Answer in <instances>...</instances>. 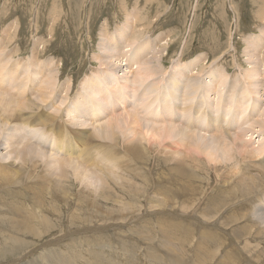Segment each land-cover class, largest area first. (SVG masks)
Segmentation results:
<instances>
[{
    "label": "rangeland",
    "instance_id": "obj_1",
    "mask_svg": "<svg viewBox=\"0 0 264 264\" xmlns=\"http://www.w3.org/2000/svg\"><path fill=\"white\" fill-rule=\"evenodd\" d=\"M17 20L19 23L17 22ZM102 30L104 33L102 32ZM137 34H140L139 37ZM135 35H137V38L135 37ZM103 36H106L107 40H109L110 43H114L116 39L122 41L121 44L132 42L131 46L129 43V45L124 49L126 51L129 49L127 54H133L134 51H138V49L140 51H144L146 49L144 52H147L146 55L150 58L162 55V63L165 71L163 74L159 75L161 77L166 76L167 79L169 73H172L173 71H182L186 68L187 70L185 71H187L189 77H194V75H196L195 77L198 78L196 79V81L199 80V82L195 81L194 85V88L198 87L194 90V92L196 91L194 93V96L196 94V97L192 98V102L195 105H193L194 107L192 108V110L185 116H182L181 119L185 120L183 122H187V125L189 126L187 127L188 129L197 131L199 134L200 132L197 129H200V127H209L210 130L208 131V133L204 132V137L208 138L206 142H209L205 147V153L202 152L200 154V151H198L197 153V150H193V148H190L189 150H191V155H193L194 158L192 160L190 158L186 159L188 161V164H182L179 166V170L181 169V178H184L183 180L191 181L196 176L194 183V186L196 188L194 191L195 194L191 195V197L190 195L187 196L191 199H195L196 201L193 204L189 205L190 207L187 211L197 208L198 212L204 209L209 210L211 217L209 216L210 219L203 220V222L205 224L209 223L211 224L212 228L217 229L216 232L221 233L223 240L226 237L225 229H236L239 225L241 227H244V225H246L250 229V232H248L249 234L244 235L243 233H240L239 235L246 238L244 245L249 246L248 254L251 257L258 256L261 259L259 261L264 262V236H258V232H256L253 224L246 221L248 217L246 214L250 211L251 207L255 206L261 210H264V191H262L263 193L256 194V198L253 197L257 200L258 204L252 203L253 205H251L249 204V202H245L242 209L238 204L229 208L227 211L236 212L238 216L243 215L244 217H241L240 220L231 223L226 222L227 218L222 213V203L219 206H214V204L206 202V199L210 194L216 193L219 194L218 196L224 194V191H226V187L224 189V179H226V176L230 174V170L232 167H234V173L242 175L241 178L247 173H252L258 176V174L254 170L246 172L241 168V164L247 159H238L235 161L234 165H230V167L225 170L224 168L228 163L223 162L224 158L220 159V157L218 156L220 152H217V156H214L215 158L212 157L209 153L207 154L206 152H209L210 150H208V147H210L211 145L214 146V144L212 142L210 143L209 141L211 139L215 140V137H213V135L211 134V132L215 131L214 126H212L213 122H215V125L218 126V133H223L222 130L224 128V125L219 119H215L213 111L217 103H220L219 106L222 105L224 96L228 97L230 95L229 91H227V88L231 87V82H233L234 78L239 79L236 81L237 87L235 86L236 89L234 93L235 98L236 96H238L236 98L238 101L237 104L239 105L238 109L240 111L246 110V113L242 111V113L238 114L235 124L229 125V129L226 131L227 133L230 132L233 136L241 134L240 138L244 139L246 145L248 144L249 146V148L244 147L247 151H249V159H251L252 156L255 158L257 154L256 146L258 147L259 144L264 140V118L258 117L262 110H264V96L263 94L260 96V94L258 93L252 94L251 92H248L247 96L243 91L242 84V69L249 68V63L245 59V57L247 58L248 56L244 52V50H246L245 47H247V50L250 48V50H252L254 49V47L248 45L254 42L256 39H259L261 37L264 38V0H0V51L2 50L0 52V59H2L3 56H10L11 54L12 55L10 57H12L14 60H26L29 58V56L37 59L38 61L41 60V62L50 59L51 61L53 60L52 63H56V65H53L58 69V73L60 72L59 79L56 82V86L59 87L58 95H51V97L44 101V103H41V101L38 102L35 99L34 101L41 104V106H44V108L39 109L34 105V107L30 109V113L32 115H38L42 111H50V113L53 114L54 110L51 106V102L54 101L55 103H53L54 105H56L57 101H59V99H61L62 96L65 95V91H62V89H64V87L62 86L65 85V83H67L69 79L71 81L72 87L68 93L66 100L61 105V108H64L67 103L75 104L77 99L83 98V95L84 99L88 96V93L85 92L87 91V89L85 88V86L83 87L84 80L86 79V76L88 78L91 75V80L86 79L85 83L88 80L93 82L92 79L95 77V75H97V71L100 70L98 61H96V59L93 57L97 53H100L98 47L100 44L101 47H104L107 43H109V41L106 42L107 40ZM158 36H161L162 40ZM251 37L252 39H249ZM101 38H103V40ZM139 41L147 42L148 44L151 42V46L149 45L150 50L147 46L148 44L144 43V46ZM6 43L7 45H5ZM135 44H141L142 46L137 45V49L135 48L137 47ZM5 46H7L6 49L4 48ZM143 46L144 49L141 50L140 48H143ZM152 50H154L156 54L152 52ZM260 50L263 51L264 49L258 46L255 47L254 52H257L258 54ZM124 59H122L121 61L125 62ZM193 61H196V65L193 66V68L191 64L187 66V64ZM261 69L262 68L260 67V73H262ZM21 70H23V68H21ZM21 70H19V72ZM217 70L220 72H218ZM3 71L4 69L0 73V78H3L2 83H0V90L1 92L4 91V97H7L5 88L9 89V91L12 92L11 94H15L16 91H18V88L15 87L16 90L15 88H12L11 90V88L8 87L9 84L7 79H5V77H2ZM121 71V69L117 70V74H120ZM94 72H96V74ZM114 74L115 73H113L112 76ZM222 75H224V77H227V83L225 80L223 81V83L221 82ZM113 77L114 79H116V76ZM258 78H260V80L262 81L261 83L264 84V75L259 74ZM151 79L153 78H149V80ZM215 79L218 80L216 81ZM122 80L123 79H120L121 82ZM149 80L144 82L145 84L140 86L138 88V91L140 92V95L142 93V98H145L147 96L145 103L148 105V110L152 111L155 109V107H158V109L159 107H162L163 100L166 103L169 98V93L167 91L164 92V90L160 88V86L157 87L156 91L150 93V96L149 94L146 95L145 92H141L144 90V85H146ZM36 81V78H34L31 84L36 85ZM1 85L3 86L2 89ZM178 86L181 85L179 84ZM106 87L108 86L106 85ZM164 88L167 90L166 82H164ZM205 88L209 90H206ZM259 89L260 93H262L263 87L259 86ZM203 94H205L204 97H206L207 95V100H205ZM28 95L29 98L32 97L34 99L31 94ZM181 97L182 96L180 95L179 99L175 100V103L177 105H179L180 103L182 104L183 99ZM240 97L241 101L239 100ZM92 98L96 99V97ZM236 99L233 101L234 103L232 105L229 103L225 104V108L232 110ZM255 99L259 101L258 105H260V107L254 105V103H256ZM131 100L132 98H130L126 103L125 110L121 109L117 105H114L112 107L113 110L111 109V112L107 111L108 114L100 116L98 115L94 118V120L89 119L88 121H86V126L80 127L85 133H89L92 132L94 126L96 127L105 125L108 122V119H115L120 116H126V111L134 114L135 110L131 106ZM202 100H204L203 103H206L207 101L214 107L206 108L204 105H202V107L200 108L198 105L202 102ZM104 103L102 102L103 105ZM165 103H163V105ZM253 107H256L257 111H254ZM153 114H146L145 116L144 113L138 114L141 115L140 118L137 117L139 125H136V122L132 124V119L130 117H128L127 119L126 117L125 120H131V126H125L126 128L123 127V129H121L122 131L119 129L115 130V137L118 144L127 145L129 143L128 140H133L134 143H140V147L141 145L144 146V150L142 152H144V154L149 157L145 160V158L143 159L142 157L135 154V157L137 158L136 159L135 157H133L134 153L129 151L127 154L133 162H126V158L123 159L125 160L123 162V168H125V166L128 164V167L125 168L127 170L125 171L126 175L120 173V171L123 169L120 166V162L123 157L119 156L115 159L112 158V156L116 154V152H114L111 148L113 146H109V144H113L112 141L107 139L104 140L98 137V139L87 140L88 145H96L100 151L105 149L111 155L109 159L102 160L99 163V166L112 171L118 176L127 178V180L125 181L123 179V181L114 180L115 182L112 180L110 185L109 183H106L104 192L110 193L114 196H118V199L123 198L124 202L128 201V204L130 202L131 206H127L128 204L124 205L120 201L113 202L111 200H106L105 198L97 196L96 192H87L86 190H84V186L81 185L76 179V174L72 169L71 172L68 171L64 176H62L63 179L60 180V178H56L61 182L62 185L54 182L53 180L56 179L52 178L55 177L48 178V175H46L44 170L46 166L44 165V169L38 175L36 174L40 170V168L37 169V171L35 172L36 174L34 173V171H30L31 175H29V177L23 171L18 175V178H16L17 186L10 187L13 185V183H10V186L8 185L7 189L0 190V264H61L65 261L78 262L79 264H82L83 262H89V260L95 259L98 256L103 257V253L104 255H118L120 252L118 251L117 245L120 246V249H122V251L124 252L131 251V254H129V256L131 255L132 257L137 258L136 264H190L187 262L189 260V251L186 250V243L190 245L192 241L187 240L185 243L178 240V242L175 243L173 239L176 235L180 237H189L192 234H195L194 237L198 241V247L200 249L199 261L203 257L209 258L212 256L211 263L214 264V262L219 260L218 255L220 254V249H222V252H227L231 259H238L240 253H242V250L233 242L224 247L219 244H216V246L213 247L212 245H206L205 243H203L205 240L202 237V230L206 228H201L195 223H187L185 220L180 219L179 216L169 217L166 215H152L154 211L152 212L151 210L153 209L149 208V206H151L153 204V201L155 200H153L152 198L160 197L162 195V190L154 189L153 192H151V190L147 188L151 186V182L153 181L152 178L155 179V174L153 173L161 171L165 168L155 167L157 166L156 163H159L158 166H160L161 164H165L166 162V158L163 160L164 157L162 158L159 156L167 154L168 152L171 153L172 149H178V151H180L184 146V143L177 141L175 137L165 139L164 141L159 143V141H156L157 139L150 140L148 139L149 137L147 136V134H143L147 126L157 127L169 125L167 124L168 122L159 121V115L154 114L155 116H153ZM247 114L249 116H247ZM173 116L174 115L172 113H168L164 117L168 121ZM243 117L247 120H242L244 119ZM12 119L13 118H11V120ZM225 119L227 118L223 117V121H225ZM11 120L9 124L14 125L16 121ZM253 120H259V122L263 121L262 125H260V123H254ZM183 122H172L173 127L180 129L179 127ZM252 122L256 126H253L254 124ZM55 124H60V120H56ZM130 127L139 129V131L142 132H139L141 135H137L138 137H135L136 139H133L131 135L132 132H130ZM31 128L37 133V135L39 132H41V126L36 125L32 126ZM142 128H144L145 130L143 129V131H141ZM194 128H196V130ZM9 129L10 130H8V132H17H14L12 128ZM245 130L247 131L245 132ZM189 133L193 132L189 131ZM124 137L131 138L125 141ZM194 137L195 136L188 137L190 138L188 142H192ZM123 140L125 141L124 143ZM108 141L110 143H108ZM120 145L114 146L115 150L118 151L119 154H123L124 156H126V154L122 152V147H120ZM154 156L156 157L154 158ZM172 157L174 160L175 158L179 157V154L175 153L174 156H171V158L170 156L167 157L169 161L168 164L170 166H173ZM209 157L212 158L210 159ZM135 160L137 162H135ZM259 160H261V162H264V159L259 158ZM61 164L65 165L64 163H60V168H62ZM139 164L143 165V167H139ZM56 166H58V163L53 159L50 165L46 167V169L49 167L48 173H50V171L53 172V169H55L54 171L59 170V166ZM169 167L167 170H165V175L163 174L165 178H168ZM257 167H259V170L264 169L263 164H259L257 165ZM135 169H140L141 171ZM133 171H138L139 173H141V175H138ZM15 172L16 170L15 168H13V170L9 173L0 174V176L11 175ZM39 176H41L43 180L51 179L54 183L60 185V189H57V193L61 197H55L54 195L50 194L51 197H49V195V199L46 198L47 201H44L45 199L43 194L44 192L48 191V186L44 188L45 182L42 181ZM25 177H27V179ZM231 178L234 179L235 176L232 175ZM131 181L135 183H131ZM247 182H250V180H248ZM149 183L150 185H148ZM141 184L146 187L147 191L144 190ZM61 186L66 191L65 198L61 195V192L63 191V188ZM153 187L158 188L157 186H152L151 188ZM128 189L130 191L129 194H127ZM249 189V185H244V191H247ZM144 196L146 197V200L144 199ZM258 198L260 199V202L258 201ZM41 201L45 202V205L42 208L46 210L47 207V211L49 213L47 215L48 220L53 225V227L56 228V230L49 232L45 230L47 231V234L45 236H42L41 238H33V236L27 234L15 233L20 231L21 222L15 221L12 216L28 217V212L33 210L34 213H36L35 206H37ZM236 201L238 202V200ZM94 205L97 207H95ZM211 205L215 208H210ZM73 214L74 216L76 215L77 224H75V222H70L72 219L71 215ZM130 214H132L133 216ZM142 214H145L147 216L138 220L139 216H141ZM174 214L183 215L175 212ZM129 215L130 217L126 218L125 220L133 222L121 225L124 226L122 228L121 226L116 224L115 227H111V229H117V231L115 232L110 231V229L108 231L104 230V232H99V230H97L96 228L94 229L96 233L92 234L72 233L70 235L69 233H67L65 234V239L62 238L61 242L54 245H47L44 248H38V246L43 244L44 241L51 242L54 239H58V236L62 234V232L59 231L62 227H66V230L67 228H70L69 230H75L80 226V224L81 226H88V220L91 219L105 220L106 218L108 219L110 217L122 218ZM237 215H235L236 218L238 217ZM6 220H9V224L5 223ZM78 220H80V222ZM149 221H151L157 229L149 225ZM12 222L14 224H11ZM116 223L121 222L116 221ZM223 223L225 224V226L223 225ZM92 225L94 226L95 222H93ZM129 229L131 230V232L130 235L127 236V233L125 232H127ZM253 229L254 232L252 231ZM123 232L126 236H124L123 239H120V241L122 242L110 239L116 238L119 233ZM232 235L235 240L236 234L232 233ZM14 236L19 237L18 240H24L23 242L25 243V245L22 249L17 250L16 246L13 247L12 243H10L9 239ZM156 236L159 243L164 246L168 250V252H159L156 259L152 261V254L156 253L153 246V240ZM216 237L217 240H220L217 233ZM239 245H241V243ZM139 250H142L143 253H138ZM216 251V255H211V253L215 254ZM129 256L126 254L123 255V258L126 262L133 261ZM145 256L149 257L148 263ZM109 262L115 263L117 261L111 260Z\"/></svg>",
    "mask_w": 264,
    "mask_h": 264
},
{
    "label": "bare ground",
    "instance_id": "obj_2",
    "mask_svg": "<svg viewBox=\"0 0 264 264\" xmlns=\"http://www.w3.org/2000/svg\"><path fill=\"white\" fill-rule=\"evenodd\" d=\"M89 5H91V4H89ZM73 11H75V10H73ZM130 14H131V12H130ZM133 18H134V16H133ZM139 19H141V18H139ZM69 20H71V19H69ZM17 22H18V20H17ZM128 23H129V20H128ZM9 28H11V27H9ZM115 31H116V29H115ZM102 32H103V30H102ZM135 33H137V32H135ZM137 35H135V37ZM139 35H138V37H139ZM100 37H101V35H100ZM103 37L106 38V36H103ZM159 38H161V36ZM101 39L103 40V38H101ZM249 39H252V37ZM249 39H246V40H249ZM106 40H107V38H106ZM161 40H162V38H161ZM108 41L109 40H107L106 42H108ZM148 41H150V40H148ZM139 42H141V41H139ZM98 43H99V41H98ZM121 43H122V41L116 39L114 43H110V41H109V43H107L104 47H101L100 46L101 44L98 46L100 53H97L94 57L93 56L92 57L95 58L96 61H98V64H99L98 66L100 67V70L97 71V75H95V77L93 76L94 77L92 79L93 82L89 81V80H91L90 79L91 75L88 78L86 76V79H89L86 83H85L86 79L84 80L83 87L85 86V88L87 89V91H85V92L88 93V96L84 99V95H83V98L77 99L75 104H73V103L68 104L67 103L64 108H61V105L66 100L68 93L72 87L71 81L69 79L67 81V83H65V85L62 86V87H64V89H62V91L63 90L65 91V95H63L62 98L59 99V101H57L56 105H54V103H55L54 101L51 102V106L53 107V110H54L53 114L50 113V111L49 112H43L42 111L38 115H36V114L32 115L30 113V109H32L34 107V105L39 109H43L44 106H41V104L37 103L36 101H38V102L41 101V103L42 102L44 103V101L49 99L51 97V95H55V96L58 95L59 87L56 86V82L59 79V76H60L59 73L60 72L58 73V69L55 68V66L53 65V64L56 65V63L55 62L52 63L53 60L51 61L50 59L41 62V60L38 61L37 59H34L33 57H30V56L26 60H21V59H15L14 60L12 57H10L12 54L10 56H3L2 59H0V73L4 69V71L2 72V77H5V79H7L8 84H9V86H8V84H7V86L10 87L11 90H12V88H15V87L18 88V91H16L15 94H11L12 92H10L9 89L5 88L6 89L5 92L7 94V97H4V91L1 92V90H0V93H1L0 94V174H7L10 171H12L13 168H15V170H16V172L14 174L0 176V190L7 189L8 185L10 183H13L12 186L9 185L10 187L17 186L16 185V178H18V175L23 171L29 177V175H31L30 171H34V173H35L37 171V169L40 168V170L37 172V174L35 173L36 175H38L44 169L43 165L47 167L48 165H50L51 161L54 159V161L58 163L59 167L58 166H56V167H58L59 170L54 171L55 169H53L52 170L53 172L50 171V173H48L49 167L47 169L45 167L44 170H45L46 175H48V178L49 177L50 178L55 177L52 179H56V178L59 179L60 178V180H61V179H63L62 176H64L68 171L71 172V169H72L74 171V173L76 174L75 175L76 179L79 181V183L81 185L84 186V190H86L87 192H96L97 196H99V197L105 198L106 200H111L113 202L120 201L122 204L126 205V204H128V201L124 202L123 198L118 199L119 198L118 196H114L110 193H106V192H104V189H105L106 183H109V185H110L112 180L113 181L114 180L120 181L123 179L125 181V180H127V178L118 176L115 173H113L112 171H110V170H108L102 166H99V163L102 160L109 159L111 157V155L105 149L100 151L96 145H88L87 140L88 139L93 140V139L101 138L104 140L107 139V140L112 141L113 144H109V146L111 147V145H112L113 146V147H111L112 150L114 152H116V154L113 155L112 158L115 159L119 156H122L123 158L120 162V166L122 168H123V162L125 161V160H123L124 158H126V162H133L127 154L129 151L134 153L133 157H135V154H137L138 156L142 157L143 159L145 158V160H146L149 157L146 156L144 154V152H142L144 150L143 145H141V147H140V143H134L133 140H128L131 137L130 138L124 137L125 141H127V140L129 141V143L127 145L118 144L116 137H115V135H116L115 130L116 129L121 130L125 126L126 127L131 126V124H130L131 120L130 121L125 120L126 117H127V119H128V117H130L132 119V124L136 122V125H137L138 124V118L137 117H139V118L141 117V115H138V114L144 113V116H145L146 114L151 115L154 113L156 115H159V121L168 122L167 124H169V125L157 126V127L147 126L146 130L144 129L145 128L144 127L141 130V131H143V129L145 130L143 132V134H145V135L147 134V136L149 137L148 139H150V140L151 139H154V140L157 139L156 141L157 142L159 141V143H161L165 139L175 137L177 139V141L184 143L185 147L183 146L182 150H180V151H178V149H175V150L172 149L171 153L168 152L169 154L167 153V154L159 156L162 158L164 157L163 160L166 158V162H165V164H161L160 166H158L159 163H156L157 166H155V167L156 168L165 167V168L162 169L161 171L153 173V174H155V176H154L155 179L152 178L153 181L151 182V186L147 188V189L151 190V192H153L154 189H161L162 190V195L160 197H155V198L153 197L152 198L153 200L155 199L153 201V204L151 206H149L150 209H153L151 211L152 212L154 211V213L152 215H166L169 217L179 216L180 219L185 220L187 223H195L201 228H206V229L202 230V237L207 242L206 243L204 241L203 243H205L206 245H212L213 247H215L216 244H219V245H222V247H224V246L233 242L237 246H239L240 249L242 250V253H240L238 259L233 260L229 257V254L227 252H222V249H220V254L218 255L219 260H217V261L215 260L216 262H214V264H264V262L259 261L261 259L258 256L251 257L248 254L249 246L244 245L246 238L239 235L240 233H243L244 235L249 234L248 232H250V229L246 225H244V227H241L239 225L238 228L230 229V230H228L229 228L228 229L224 228L226 231V237L223 240L221 233L216 232L217 229L212 228L211 224H209V223L205 224L203 222V220L210 219L211 215H210L209 210L204 209V210L198 212V208H197L194 210L187 211L188 208L190 207L189 205L193 204L196 201L195 199H191V198L187 197L188 195H190V197H191V195L195 194L194 191L196 188L194 186V183H195L196 176L191 181L183 180L184 178L183 179L181 178V172H180L181 169L179 170V168H180L179 166L182 164H188V161L186 159L190 158L192 160L194 158V156L191 155L192 152H191V150H189L190 148H193V150H197V153H198V151H200V154L202 152L205 153V150H206L205 147L209 143V142L208 143L206 142L208 140V138L204 137V132L208 133V131L210 130L209 127H200V129H197L200 132V134L203 135L202 136L197 131H193L192 129H188L187 127H189V126L187 125V122H183L185 120L181 119V117L188 114L192 110V108L194 107L193 105H195L192 102V98L196 97V94L194 96V93L196 92V91L194 92V90L197 89L198 87L194 88V85H195L196 79H198V78L195 77L196 75H194V77L193 76L189 77L188 76L189 74L187 73V71H185V70H187V68L183 69L184 71L183 70L177 71V72L173 71L172 73H169L167 79H166V76L161 77L159 75L163 74L165 71L164 67H163V63H162V55H158V56L151 57V58L149 56H147L146 55L147 52H144L146 49L144 51L142 50V49H144V46H145L144 43L148 44L147 42H141V44L144 45L143 48H140L142 51H140L138 49V46H140L141 44L140 45L137 44L138 46L135 44L137 46L135 48H137L138 51L137 50L134 51L133 54H127L129 49L127 51L124 50L125 47L129 45L130 42L125 43V44H121ZM131 43H130V46H131ZM150 44H151V42L147 45L149 50H150V47H149ZM262 44H264V38L261 37L259 39H256L254 42H252L251 44L248 45V46H253L254 49L250 50L251 49L250 48L247 50V47H245L246 50H244L245 54L248 55L247 58L245 57V59L249 63V68L242 69L243 70V72H242L243 91L245 92L246 95L248 92H251L252 94L258 93V94H260V96L262 94L264 96V84H262L261 83L262 81L260 80V78H258L259 74L264 75V50L263 51L260 50L259 51L260 53L258 52V54H257V52H254L255 47H258V46H260L262 49H264V45H262ZM5 45H7V43ZM133 46H134V43H133ZM147 46H146V48H147ZM6 47L7 46H5L4 48L6 49ZM14 47H16V46H14ZM161 47H163V46H161ZM129 48H131V47H129ZM154 50H152V52L155 53ZM152 52H150V53H152ZM148 53H149V51H148ZM154 53H152V54H154ZM122 59H124L125 62H122L121 61ZM190 64L192 65V68H193V66L196 65V61H193V62L187 64V66ZM259 66L262 68L261 69L262 73H260V67ZM122 67H124V68H122ZM21 68H23V70H21ZM120 69L122 71L120 72V74H117V70H120ZM19 70H21V71L19 72ZM218 72H220V71H218ZM218 72H217V74H218ZM94 73L96 74V72H94ZM113 73H115L113 76H116V79H114V77L112 76ZM92 75H93V73H92ZM217 77H218V75H217ZM34 78H36V80H37L36 85L31 84V82ZM149 78H153V79L149 80ZM226 78L227 77H224V75H222V80L220 78L219 79L221 80L222 83L224 80L227 83ZM24 79H25V81H24ZM120 79H123L122 82L120 81ZM2 80H3V78H0V83H2ZM147 80H149V82L146 85H144V90L142 89L143 91H141V92H145L146 95L149 94V96H150V93H153L154 91H156L158 86H160V88H162L164 90V92L167 91L169 93V98L166 101V103L163 100V103H165V104L163 105V103H162V107H159V109H158V107H155V109L152 111L148 110V107H147L148 105L145 103L147 96L145 98H142L143 97L142 93L140 95V92L138 91V88L140 86H142L143 84H145L144 82H146ZM237 80H239V79L234 78L233 82H231L232 83L231 87L227 88V91H229L230 95L228 97L224 96L225 100L223 98L222 105L219 106L220 103H217L215 105V109L213 111V113L215 115V119H219L222 122V124L224 125V128L222 130L223 133L219 134L218 130H217L218 126H216L215 122H213L212 126H214L215 131H213V132L210 131V132L213 135V137H215V140L211 139L209 141H210V143L212 142L214 144V146L209 144L211 146L210 147L207 146V147H208V150L209 149L210 150H209V152L207 151L206 153L207 154L209 153L212 157H214V156H217L216 155L217 152H220L218 154L220 159L224 158V161L223 160L222 161L224 163H228L225 166V168L223 167L225 170L228 167H230V165L231 166L234 165L236 160L247 159L246 161H244L241 164V168L244 169L246 172L254 170L258 174V176L255 174H252V173H247L241 178L242 175L234 173L235 170H234V167H232L230 170V174L226 176V179H224V183H225L224 189L226 187V191H224V194L221 196H218L219 194H216V193L210 194L208 196V198L206 199V202H209L210 204H214V206H219L222 203V206H223V210H222L223 212L222 213L227 218L226 219L227 223H231V222L240 220V218L243 217V215L238 216L236 214V212L227 211L229 208L238 204L240 206V208L242 209L243 204H245V202H249V204H251V205H253L252 203L258 204L257 200L254 198H256V194L263 193L262 191H264V169L262 168L263 170H259L258 169L259 167H257V165H259V164L264 165V162H261V160H259V158L264 159V140L259 144L258 147L256 146L257 154H256L255 158L252 156V158L249 159L250 158L249 151H247L244 148V147L249 148V146H248V144L246 145V142L244 139L240 138L241 134L240 135L237 134V135L233 136V135H231L230 132L227 133V131H226L229 129L228 128L229 125L235 124L236 118L238 117V114H240V113H242V111H244V110L240 111L238 109L239 105L237 104L238 101L236 99L238 96H236V98L234 96L235 95L234 94L235 89H236L235 86L237 85V83H236ZM118 81H119V83H118ZM197 81L199 82V80H197ZM202 81H204V80H202ZM164 82L167 83V90L164 88ZM27 84L29 85V88H28ZM105 84L108 87H106ZM179 84L181 86H178ZM218 86H220V85H218ZM251 86H252V88H251ZM259 86L263 87L262 93H260ZM2 88H3V86L1 85V89ZM16 88H15V90H16ZM141 88H143V87H141ZM218 88H220V87H218ZM241 89H242V87H241ZM206 90H209V89H206ZM248 90H250V91H248ZM28 94H31V96H33L34 99L32 97L29 98ZM180 95L182 96L181 98L183 99V102H182V104L180 103L179 105H177L175 103V100H178ZM204 95L205 94H203V97H204ZM207 95H206V97H207ZM221 95H222V93H221ZM81 96H82V94H81ZM92 97H96V99H94ZM206 97H204L205 100H207ZM130 98H132V100L130 102L132 103V105H131L132 108H134V110H135L134 114H131V112L126 111L127 112L125 114L126 116H120V117L115 118V119H108L107 118L108 122L105 125H100V126H96V127L94 126L93 130L91 129L92 132H89V133H85L83 131V129L81 128L82 126H86V121H88L89 119L94 120V118L97 117L98 115L99 116L100 115H106V114H108V112H111L113 110L112 107L114 105H117L121 109L125 110L126 103L129 101ZM221 98H222V96H221ZM35 99H36V101H34ZM235 99H236V101H235V104H234L232 110L225 108V104L229 103L232 105L234 103L233 101ZM240 99H241V97L239 98V100ZM73 100H75V99H73ZM102 102L103 103L105 102L104 105L102 104ZM203 102H204V100H202V102L198 105L200 108L202 107V105H204L206 108H210V107L213 108L214 107V106L210 105L209 102H207V101H206V103H203ZM255 102L256 103H254V100H253L254 105L260 107V105H258L259 101L257 99H255ZM150 104H153V103H150ZM239 104H240V102H239ZM149 106H152V105H149ZM109 107H111V108H109ZM101 109H103V110H101ZM149 109H150V107H149ZM253 110L257 111V108L253 107ZM223 112H226V113H223ZM168 113H172L174 116L170 120L167 121V119H165L164 116L167 115ZM154 114H153V116H155ZM121 115H122V113H121ZM129 115H132L133 117L129 116ZM247 116H249V115L247 114ZM148 117H149V115H148ZM223 117H225L227 119H225V121H223ZM258 117L264 118V110H262V112L259 114ZM11 118H13L12 120L16 121V123H14V125L9 124ZM153 118H155V117H153ZM173 119H175L176 121ZM56 120H60V124H55ZM153 120H155V119H153ZM242 120L246 121L247 119L244 118ZM146 121H147V119H146ZM156 122H158V121H156ZM172 122L173 123L183 122V123H181L182 125L179 127L180 129H178L176 127H173ZM255 122L260 123V125H262L263 121L259 122V120H255L254 123ZM141 123H143V122H141ZM36 125L41 126V132H39L38 135L31 128L32 126H36ZM132 126H134V125H132ZM253 126H256V125L254 124ZM28 127H30V128H28ZM9 128H12L14 130V132H16V131L17 132L16 133H13L10 131L8 132V130H10ZM194 129L196 130V128H194ZM5 130H6V132H5ZM189 131L193 132V133H189ZM246 131L247 130H245V132ZM130 132H132L131 135H132L133 139H136L135 137H138L137 135H141L140 133H142L139 131V129H136L133 127L132 128L130 127ZM244 135H245V133H244ZM191 136H195V137H194L192 142H188V140L190 139L188 137H191ZM124 140H123V143L125 142ZM46 143H47V145H46ZM108 143H110V142L108 141ZM204 143H206V144H204ZM116 145H120V147H122L121 148L122 152L125 153L126 156H124L123 154L122 155L119 154V152L115 150L114 146H116ZM199 149H201V150H199ZM175 153H178L179 157L175 158L174 160L172 157L173 166H170L168 164L169 161H168L167 157L170 156V158H171V156H174ZM155 157L156 156H154V158ZM225 159H227V160H225ZM215 160H217V159H215ZM211 161H213V160H211ZM135 162H137V161L135 160ZM60 163H64L65 165L61 164L62 168H60ZM138 166L143 167V165H141V164H139ZM127 167H128V164L125 166V168H127ZM168 167H169L168 178H165L163 176V174L165 173V170L168 169ZM125 168H123L120 171L121 174H125V171H127ZM135 170L141 171L140 169H135ZM138 171H133V172H135L138 175H141V173H139ZM142 172H143V170H142ZM186 172H187V170H186ZM49 174H50V176H49ZM232 175L235 176L234 179L231 178ZM39 177H40V179H42V181L45 182L44 188L46 186H48V191L44 192V194H43L44 199H45L44 201H47V199H49V197H51V195H54L55 197H61L57 193V189L60 187V185L54 183V182H57V183L61 184V182L58 179L53 180L54 181L53 182L51 179L43 180V178L41 176H39ZM25 178L27 179V177H25ZM248 180H250V182H247ZM131 183H135V182L131 181ZM148 185H150V183ZM244 185H249L250 189L247 191H244ZM152 186H157L158 188H155V187L151 188ZM130 187H131V185H130ZM143 188L145 191H147L146 187L143 186ZM109 190H110V188H109ZM140 190H142V189H140ZM127 191H125V192H127V194H129L130 193L129 189ZM121 192H122V190H121ZM61 195L65 198L66 191L64 188H63V191L61 192ZM144 199L146 200L145 196H144ZM236 200H238V202ZM0 201H1V198H0ZM258 201L260 202L259 198H258ZM44 205H45V202L41 201L37 205L38 207L35 206L36 213H34V210L32 209L33 208L32 207L31 209L33 211L28 212V214H29L28 217L12 216L15 219V221L21 222L20 231L15 232V233L27 234V235L33 236V238H41L42 236H45L47 234V231L49 232V231L56 230V228H54L53 225L48 220L47 215L49 213L47 211V207H46V210L44 208H42ZM127 206H131V203L129 202V204ZM95 207H97V206H95ZM156 207H157V209H156ZM254 207L250 208V211L246 214L248 216L247 220L246 219H244V220L251 222L253 224L256 232H258V234H257L258 236L259 235L264 236V210H261L258 207H255V208ZM210 208H215V207H213L211 205ZM174 212L179 213V214H183V215H176V214H174ZM50 214H52V213H50ZM234 214L237 215L238 217L236 218ZM130 215H132V214H130ZM130 215L126 216V217H122V218H113V217L111 218L110 217L108 219L106 218L105 220H100L99 218H98L99 220L91 219V220H88L90 223V224L88 223V226H86V225L81 226V224H80V226L78 228H76L75 230H69L70 228H67V230H66V227H62L59 230L60 232H62V234L60 236H58V239L55 240L54 238H52L54 240L53 241L49 240L51 242L44 241V243L39 245L38 248H44L47 245L48 246L54 245L56 243L61 242L62 238L65 239V236H66L65 234H67V233H69L70 235L72 233H75V234L91 233L92 234V233H96L94 231V229H96V228H97V230H99V232H104V230L108 231L109 229H110V231L115 232V231H117V229H111V227H115L116 224L121 226L123 224L133 222V221H126L125 220L126 218L130 217ZM145 216H147V215L142 214L141 216H139L138 220L142 219ZM71 218L72 219L70 222L71 223L75 222V224H77L76 223V220H77L76 215L75 216H74V214L71 215ZM78 219H80V218H78ZM84 220H86V219H84ZM78 221L80 222V220H78ZM99 221H101V222H99ZM116 221H119L121 223H116ZM135 221H136V219H135ZM241 221H243V220H241ZM93 222H95L94 226L92 225ZM96 222H99V223H96ZM5 223L9 224V220H6ZM11 224H14V223L12 222ZM149 225H151L152 227L157 229L151 221H149ZM212 225H214V224H212ZM223 225L225 226L224 223H223ZM235 225H237V224H235ZM122 227H124V226H121V228ZM45 230H47V231H45ZM252 231L254 232V229ZM130 232H131V230L129 229L125 233H127V236H129ZM125 233L124 232L119 233V235L116 238H110V239L120 241V239H123V237L126 236ZM216 233H217L218 237L220 238V240H217ZM232 233L236 234L235 240L233 238ZM5 235H7V234H5ZM50 236H52V235H50ZM55 236H56V234H55ZM194 236H195V234H192L189 237H187V236H181L180 237V236L176 235L173 240L175 243L178 242V240H180L181 242H185V243L187 240L192 241V243L190 245L186 243V250L189 251V260L187 261L188 263H190V264H212L211 263L212 256L209 258L203 257L199 261L200 249L198 247V241ZM18 239H19V237L14 236V237L10 238L9 241H10V243H12L13 247L16 246V249L20 250L24 247L25 243L23 242L24 240L22 241V239L21 240H18ZM75 240H77V239H75ZM120 242H122V241H120ZM240 243H241V245H239ZM116 245H117V242H116ZM153 246L155 248L156 253L152 254V261L156 259L159 252L160 253L168 252V250L159 243L157 236L154 237ZM117 248H118V251L120 253L116 256H113V254L104 255V253H103V257L98 256L95 259L89 260V262H83L82 264H136L137 258L132 257L131 255L129 256V254H131V251H125L124 252V251H122V249H120V246H118V245H117ZM146 248H147V246H146ZM138 253L142 254L143 251L139 250ZM125 254L128 255L133 261L126 262L123 258V255H125ZM216 254H217V251L215 252V254L211 253V255H216ZM145 257L147 258V263H148L149 257L148 256H145ZM111 260H116L117 262H115V263L109 262ZM208 261H210V262H208ZM10 264H12V263H10ZM61 264H79V263L78 262L65 261V262H62Z\"/></svg>",
    "mask_w": 264,
    "mask_h": 264
}]
</instances>
